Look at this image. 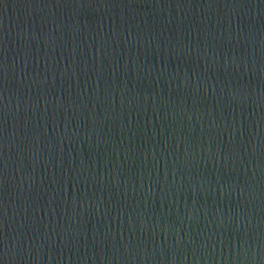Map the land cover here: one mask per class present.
I'll use <instances>...</instances> for the list:
<instances>
[{
  "label": "water",
  "instance_id": "95a60500",
  "mask_svg": "<svg viewBox=\"0 0 264 264\" xmlns=\"http://www.w3.org/2000/svg\"><path fill=\"white\" fill-rule=\"evenodd\" d=\"M0 264H264V0H0Z\"/></svg>",
  "mask_w": 264,
  "mask_h": 264
}]
</instances>
